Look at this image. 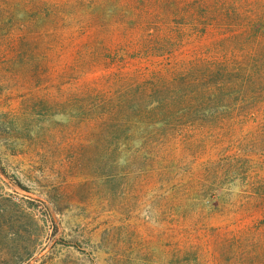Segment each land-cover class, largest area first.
I'll return each instance as SVG.
<instances>
[{"label": "trees", "instance_id": "obj_1", "mask_svg": "<svg viewBox=\"0 0 264 264\" xmlns=\"http://www.w3.org/2000/svg\"><path fill=\"white\" fill-rule=\"evenodd\" d=\"M19 17L114 213L135 201L158 224L133 260L106 225L96 264H264V0H0Z\"/></svg>", "mask_w": 264, "mask_h": 264}, {"label": "rangeland", "instance_id": "obj_2", "mask_svg": "<svg viewBox=\"0 0 264 264\" xmlns=\"http://www.w3.org/2000/svg\"><path fill=\"white\" fill-rule=\"evenodd\" d=\"M26 25L22 17L0 19V264H96L90 239L113 224L133 260L142 223L157 234L151 206L132 201L122 216L114 213L109 169L90 145L77 144L60 113L61 81L46 65L41 36ZM47 192L60 213L45 208Z\"/></svg>", "mask_w": 264, "mask_h": 264}]
</instances>
